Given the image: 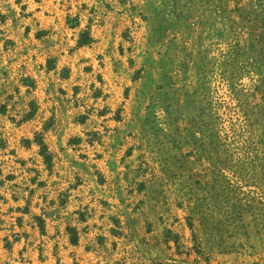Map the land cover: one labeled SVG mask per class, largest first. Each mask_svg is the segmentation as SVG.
<instances>
[{"label": "rangeland", "instance_id": "1", "mask_svg": "<svg viewBox=\"0 0 264 264\" xmlns=\"http://www.w3.org/2000/svg\"><path fill=\"white\" fill-rule=\"evenodd\" d=\"M0 264H264V0H0Z\"/></svg>", "mask_w": 264, "mask_h": 264}, {"label": "trees", "instance_id": "2", "mask_svg": "<svg viewBox=\"0 0 264 264\" xmlns=\"http://www.w3.org/2000/svg\"><path fill=\"white\" fill-rule=\"evenodd\" d=\"M91 38H90V36L88 35L87 36V38H86V40L84 39V40H81V43L82 44H84V43H87L89 40H90ZM42 143V142H41ZM42 145H43V148H44V144L42 143ZM43 154L45 155V158L49 161L51 158H50V156H49V154H46L45 152H43Z\"/></svg>", "mask_w": 264, "mask_h": 264}]
</instances>
